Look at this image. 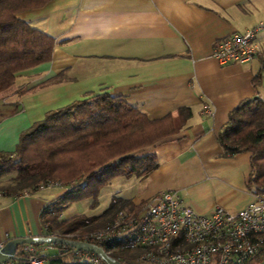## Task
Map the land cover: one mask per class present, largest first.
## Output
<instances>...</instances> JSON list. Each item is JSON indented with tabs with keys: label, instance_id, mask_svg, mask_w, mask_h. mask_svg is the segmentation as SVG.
<instances>
[{
	"label": "crops",
	"instance_id": "1",
	"mask_svg": "<svg viewBox=\"0 0 264 264\" xmlns=\"http://www.w3.org/2000/svg\"><path fill=\"white\" fill-rule=\"evenodd\" d=\"M17 15L51 35L54 46L50 60L18 71L0 91L1 152L13 151L44 111L89 92L122 95L149 118L189 105L186 126L140 151L155 152L157 165L136 177L127 200L144 204L170 189L207 213L215 204L235 211L255 199L245 185L249 153L222 155L216 134L229 110L255 94L256 72L264 101L263 30L249 61L224 64L211 52L217 39L263 20L264 0H48ZM44 189L0 193L1 239L43 234L40 212L61 192Z\"/></svg>",
	"mask_w": 264,
	"mask_h": 264
},
{
	"label": "trees",
	"instance_id": "2",
	"mask_svg": "<svg viewBox=\"0 0 264 264\" xmlns=\"http://www.w3.org/2000/svg\"><path fill=\"white\" fill-rule=\"evenodd\" d=\"M47 1L0 0V91L14 82L18 71L51 59L54 38L17 15ZM259 83L260 72H256L252 76L255 94L242 98L229 110L225 124L216 134L222 155L249 153L245 185L255 194L264 193V101L257 95ZM192 115L193 108L182 105L160 117L149 118L122 95L104 90L89 92L46 110L19 134L13 151H0V181L11 175V183L0 191L29 193L41 189L40 184L58 180L63 190L47 201L40 212L44 234L55 229L62 233L100 226L116 211H137L143 203L133 205L129 200L113 199L97 215L60 218V213L70 202L83 198H91L94 205L100 187L116 176H140L156 167L155 152L140 151L176 133ZM53 246L57 252H63L58 250L62 247L70 250L60 244ZM109 254L126 264L128 254ZM254 259H264V250ZM16 260L20 263L22 258L17 256Z\"/></svg>",
	"mask_w": 264,
	"mask_h": 264
},
{
	"label": "built area",
	"instance_id": "3",
	"mask_svg": "<svg viewBox=\"0 0 264 264\" xmlns=\"http://www.w3.org/2000/svg\"><path fill=\"white\" fill-rule=\"evenodd\" d=\"M262 30L264 19L231 32L215 41L211 54L224 64L249 61L260 51L255 38ZM39 187L62 184L53 180ZM49 234L96 243L108 254L126 253V264H249L264 250V196L256 195L235 211L215 204L201 213L165 189L138 211L120 209L100 226ZM5 242L0 238V248ZM69 248L57 252L53 243L25 242L14 253L22 258L20 263L10 259L0 264H107L91 251Z\"/></svg>",
	"mask_w": 264,
	"mask_h": 264
},
{
	"label": "rangeland",
	"instance_id": "4",
	"mask_svg": "<svg viewBox=\"0 0 264 264\" xmlns=\"http://www.w3.org/2000/svg\"><path fill=\"white\" fill-rule=\"evenodd\" d=\"M262 34H264V30L262 31ZM23 91H27V90H23ZM20 96L21 98L24 97L23 94H21ZM55 107L56 106H53L52 108ZM42 115L40 116V118L42 117ZM136 177H137L136 175H131L129 177L116 176L110 179L108 182H106L100 187L99 194L97 196V202L94 205H91V200H92L91 198H83L72 201L62 209L60 213V218H67L72 215H79V214L97 215L100 214L103 210H105L110 205L113 199H118L120 201L127 200V198L134 191L133 190L135 188L134 181L136 180ZM10 179H11L10 174L2 177L0 181V188L4 189V186L10 184L11 183ZM62 190L63 187H48L44 189V191L49 193V195L57 194L59 193V191ZM149 200H147L146 202H148ZM144 205L145 203L141 205L140 208H142ZM41 231L43 234L46 233L45 232L46 230L44 228H42ZM51 253H55V251H51ZM11 260L13 263H19V261L16 259H11ZM255 262L256 259H254L251 262V264Z\"/></svg>",
	"mask_w": 264,
	"mask_h": 264
},
{
	"label": "water",
	"instance_id": "5",
	"mask_svg": "<svg viewBox=\"0 0 264 264\" xmlns=\"http://www.w3.org/2000/svg\"><path fill=\"white\" fill-rule=\"evenodd\" d=\"M25 242L60 244L71 247L76 250L91 251L100 256L107 264H123L118 259L112 257L110 254L105 252V250L96 243L70 239L55 234L26 235L13 237L6 240V242L0 248V263L10 259H17V256L14 254L15 249L17 245ZM253 264H264V259Z\"/></svg>",
	"mask_w": 264,
	"mask_h": 264
}]
</instances>
